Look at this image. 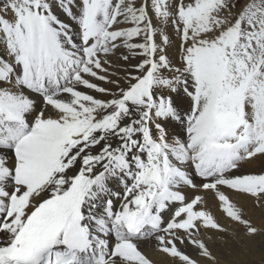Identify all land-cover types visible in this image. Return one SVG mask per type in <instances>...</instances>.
I'll return each instance as SVG.
<instances>
[{"label":"snow or ice","instance_id":"6c2138e0","mask_svg":"<svg viewBox=\"0 0 264 264\" xmlns=\"http://www.w3.org/2000/svg\"><path fill=\"white\" fill-rule=\"evenodd\" d=\"M0 264H264V0H0Z\"/></svg>","mask_w":264,"mask_h":264}]
</instances>
